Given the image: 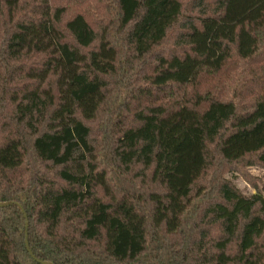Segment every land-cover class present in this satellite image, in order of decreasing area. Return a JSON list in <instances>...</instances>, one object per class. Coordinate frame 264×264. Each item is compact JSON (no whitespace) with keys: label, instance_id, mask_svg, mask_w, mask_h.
Segmentation results:
<instances>
[{"label":"trees","instance_id":"trees-1","mask_svg":"<svg viewBox=\"0 0 264 264\" xmlns=\"http://www.w3.org/2000/svg\"><path fill=\"white\" fill-rule=\"evenodd\" d=\"M23 1L0 0V204L12 203L0 207V264H41L27 240L52 264H264L262 195L224 182L208 202L202 184L213 149L222 162L264 165V92L245 113L223 96L231 80L253 82L264 59V0H212L171 55L155 53L181 24L182 0H42L18 20ZM32 57L38 68L24 65ZM122 61L147 86L135 109L109 104V80L126 82ZM121 110L128 121L111 130ZM97 121L100 140L114 139L116 173L155 189L116 186Z\"/></svg>","mask_w":264,"mask_h":264},{"label":"rangeland","instance_id":"rangeland-1","mask_svg":"<svg viewBox=\"0 0 264 264\" xmlns=\"http://www.w3.org/2000/svg\"><path fill=\"white\" fill-rule=\"evenodd\" d=\"M83 0H50V3L54 6L65 4L66 6L75 3L79 4ZM184 4V13L183 18L181 20V24L177 27V29L172 33L168 43L163 48L157 49L155 55L165 53L171 55L177 51V54L180 53L181 47L178 44V40L182 34L185 33V29L191 23V21L196 20L198 17L204 16L202 11L209 7H211L213 1L212 0H205L203 5L199 6V2L197 0H182ZM42 3V0H24L20 7L21 10L18 11L16 19L22 20L24 17L29 16L30 12L32 14L33 9H39V5ZM75 4L69 7L70 13L73 10ZM212 8V7H211ZM185 17V18H184ZM186 17H190L186 19ZM3 28L1 36H7L10 29L12 28V23L10 22L8 13L5 8H3ZM177 41V43H176ZM130 55H127L125 60H128ZM156 64V59L154 57L149 58L146 61V64L141 65V70L144 71V77L153 69V66ZM24 65L29 67H39V58L32 57L29 58L24 62ZM128 65H130L128 63ZM127 65V61H122L121 63V71L123 67L127 68L126 74V82L124 83L122 76V72L117 78H113L109 80V98H110V105H113L114 109H121L122 104L126 107L131 106L132 109L139 107V98L142 92H147V86L145 80L143 81L140 78H136L137 73L129 71V67ZM256 69L254 73H249L251 76V80L253 82H249L247 85L244 83H239L238 85L231 80L227 82V95H223L229 100H234L238 107L240 113H245L250 111L254 105L255 99L257 97L258 92H264L263 90L257 89L254 85L256 82L257 85L263 84L262 87L264 88V59L259 63V65L255 66ZM244 69L246 72L247 68L245 65L241 64L240 69ZM237 69V63H233L230 68L229 72H233ZM250 69V68H249ZM237 73H234V75ZM233 75V76H234ZM213 83L215 84V79H213ZM15 83L10 85L11 92H16L18 88H16ZM233 85H237V89L235 93H232ZM208 83H202V89H206ZM256 89V90H253ZM191 93V90H188ZM215 91V90H214ZM131 98V99H129ZM157 104V103H156ZM10 109V108H9ZM124 112V116L121 119L115 120V124L111 126V130L118 126L121 123H125L128 121L127 117L128 114L125 110H121ZM102 117V115L100 116ZM105 117V116H104ZM108 117V116H107ZM114 119V117L112 118ZM102 121H97L93 126L95 131L97 132L98 136L96 137V141H99L102 137L100 135V125ZM97 143V142H96ZM101 161L103 165L112 169L114 174L111 175L113 181L115 182L116 186H123L126 189H137L136 195H142L150 188H156L151 185V180L148 178L147 180H143L142 178H135L133 177H126L120 173H116V169L114 167V159H113V152H114V139L112 134L109 135L104 140H100L98 142ZM210 160L212 161L213 167H211L208 177L202 182L203 185H206V190L209 194H207L208 202H212L217 197V188L222 185L224 182H229L234 185L243 195L246 197H252L254 195H258L260 193L264 198V165L258 160V155L248 156L243 161L239 163L229 164L226 162H222L219 158L218 153L216 150L213 149L212 155ZM136 183H135V182ZM115 184L112 185L115 187ZM116 188V187H115ZM117 189V188H116ZM118 190V189H117ZM206 200V198H205ZM198 206L199 201H198Z\"/></svg>","mask_w":264,"mask_h":264},{"label":"water","instance_id":"water-1","mask_svg":"<svg viewBox=\"0 0 264 264\" xmlns=\"http://www.w3.org/2000/svg\"><path fill=\"white\" fill-rule=\"evenodd\" d=\"M10 205H12V203H1V204H0V207H8V206H10ZM16 205H17V206L21 209V211L24 213V215H25V217H26V219H27L26 225H27V227H28V225H29V223H28V218H27V215H26V213H25L24 208H23L21 205H19V204H16ZM26 244H27V248H28L30 254L32 255V257H33L34 259L38 260L41 264H52V263L44 262V261H41V260L37 259V257H36V256L31 252V250H30V246H29V242H28V240L26 241Z\"/></svg>","mask_w":264,"mask_h":264}]
</instances>
